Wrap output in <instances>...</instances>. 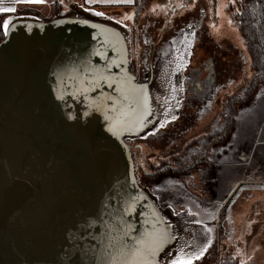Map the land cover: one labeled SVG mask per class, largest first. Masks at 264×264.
I'll use <instances>...</instances> for the list:
<instances>
[{
	"label": "water",
	"instance_id": "water-1",
	"mask_svg": "<svg viewBox=\"0 0 264 264\" xmlns=\"http://www.w3.org/2000/svg\"><path fill=\"white\" fill-rule=\"evenodd\" d=\"M5 20L0 264H173L195 231L142 184L131 142L176 119L189 44L141 79L131 29L97 9Z\"/></svg>",
	"mask_w": 264,
	"mask_h": 264
},
{
	"label": "rangeland",
	"instance_id": "rangeland-1",
	"mask_svg": "<svg viewBox=\"0 0 264 264\" xmlns=\"http://www.w3.org/2000/svg\"><path fill=\"white\" fill-rule=\"evenodd\" d=\"M235 2L236 0H218L217 22L213 18L208 0H196L189 7L171 12L166 7L153 4L147 11L139 14L137 19L133 6L118 9L100 7L97 10L127 26L132 25V22H139L140 29L148 24L155 25L150 30L154 39L160 30H166L163 40L171 41L169 50L173 51L187 42L193 47L192 62L195 65L202 62L206 51L218 64V76L222 84V91L218 93L219 103L212 109L214 114L220 110L223 113L224 104L229 97H236L245 91L253 78L247 48L239 30L232 25L228 12V7ZM51 4L53 5V1ZM53 8L56 9L54 5ZM40 16L46 15L41 13ZM214 53H217L216 57ZM187 118L178 120L181 127L165 129L144 141L131 142L138 158L140 176L141 161L150 172L160 168L164 160H168V163L172 158L178 159L183 156L191 159L195 153L191 151L188 153L187 148L192 141L206 133L204 127L209 117L198 122L195 117ZM233 127L222 147L215 144L211 148L209 154L211 165L198 171L195 177H190V185L188 183L185 185L186 193L190 192V195L180 192L181 197H177L179 208L186 203L190 205L184 215L187 223L195 231L193 239L177 257H191L194 261L198 259L197 254L201 253L200 257L206 253L216 256L223 254L232 256L243 264L250 243L247 237L249 223L252 220L264 221V173L259 174L256 181L246 183L244 175L239 171V167L245 165H238L229 156L241 144L247 142L255 146L258 143L264 144V83L248 103L239 107ZM139 144L142 148L138 147ZM216 147H220L221 150L214 151ZM162 179H166L165 176ZM182 182L172 185H182ZM142 184L149 188L143 182ZM156 196L158 197V194ZM161 205L165 207L162 203ZM207 205H211L212 208H208ZM166 207H169V204ZM257 225V222L253 224L254 229ZM214 260L213 256L199 264H215Z\"/></svg>",
	"mask_w": 264,
	"mask_h": 264
},
{
	"label": "flooded vegetation",
	"instance_id": "flooded-vegetation-1",
	"mask_svg": "<svg viewBox=\"0 0 264 264\" xmlns=\"http://www.w3.org/2000/svg\"><path fill=\"white\" fill-rule=\"evenodd\" d=\"M170 23L171 21L169 22V24ZM169 24L168 26H170ZM128 26H130L131 28L132 60L134 68L141 79L145 77V75L150 71L151 68L158 67L159 65L164 66L167 60L185 45L183 44L175 50L170 51L169 49L171 41L163 40V36L166 30H160L157 34V38L154 39L153 35L150 33V30L153 29L155 25L148 24L142 29H140L139 22H132V25ZM192 49L193 47L190 46L184 49L188 57L186 62L184 63V65H186L184 71V74L186 76V80L184 82V100L181 103V107L179 109L176 119L171 122L165 129H172L173 127L175 128L177 126L181 127V125H178L180 123L178 121L180 118L188 117L187 119H192V117H195L198 122V120L204 121V118L206 119V117H209V120L206 123V126L204 127V129H206V133H204V135L202 136H199L205 137L213 131L218 132V130L221 129L222 111L220 110L219 113L215 112L213 114L212 109L214 105L217 106V104L219 103L218 93L222 91V84L218 76V64L213 61V59L208 55L206 51H204L202 62L200 64L195 65L192 62ZM214 56L216 57L217 53H214ZM144 140L146 139L137 141ZM209 140L210 145L207 147V150L205 151L204 156L202 157V159L206 162L203 163L202 167L195 170L192 174L179 173L178 168L174 166V162L180 160L179 158H172V160L168 163V160H164L160 168H157L155 169V171L150 172L145 168L144 162L141 161L142 182L146 186H148L151 191L154 192V194H158L160 202L165 205V207L169 204V206L174 208L177 213H184L188 210L187 208H190V205L187 203L180 205L181 208H179L177 197H181L179 195L180 192L190 195V192L186 193L187 190L185 189V185L187 186V183L190 185V177L194 176L201 169L211 165V162L209 160V154L213 145L216 144L221 147L223 146L221 140L217 136H215V138L211 137L208 139V141ZM138 147L142 148V145L139 144ZM187 149L189 153V148ZM218 150H221V148L216 147L214 151ZM231 155L232 154L230 153L229 156ZM186 160H189V158L183 156V162H185ZM169 168H171L173 171H167V169ZM163 176H165L166 179H162ZM171 177H173L174 179ZM178 182H182V185H172L177 184ZM197 185L199 186L198 183ZM198 194H200V192ZM215 206L216 204H214L213 207ZM207 207L212 208L211 205H207ZM213 256L215 257V264H223V261L228 257V255L225 256L223 254L216 256L206 253L200 258L192 261V264H199L202 260L205 261L206 259H210Z\"/></svg>",
	"mask_w": 264,
	"mask_h": 264
},
{
	"label": "trees",
	"instance_id": "trees-1",
	"mask_svg": "<svg viewBox=\"0 0 264 264\" xmlns=\"http://www.w3.org/2000/svg\"><path fill=\"white\" fill-rule=\"evenodd\" d=\"M56 7L52 16L62 11L64 7L59 0H51ZM196 0H135L133 7H135L136 19L139 14L147 11L151 5L157 4L166 7L170 12L185 7H189L195 3ZM218 0H208L211 8L213 18L216 19V7ZM232 25L235 26L244 41L250 58V70L253 73L252 80L248 83L245 91L239 93L236 97H229L224 104L221 129L218 132L213 131L205 137H198L192 141L189 146V151L192 154L191 159L183 162V157L174 162L179 170V173L192 174L195 170L202 167L206 161L202 159L207 147L210 145L209 138L217 136L224 145L234 126V120L238 114L240 106L248 103L256 94L258 88L264 83V0H236L235 3L228 7ZM32 13H25L23 15ZM51 16V17H52ZM49 17V18H51ZM6 17H0V40L4 36L2 23ZM200 144V145H199ZM199 151V153H197ZM202 159V160H201ZM172 170L171 168L167 169ZM173 171V170H172ZM223 264H241L236 258L228 256Z\"/></svg>",
	"mask_w": 264,
	"mask_h": 264
},
{
	"label": "crops",
	"instance_id": "crops-1",
	"mask_svg": "<svg viewBox=\"0 0 264 264\" xmlns=\"http://www.w3.org/2000/svg\"><path fill=\"white\" fill-rule=\"evenodd\" d=\"M63 7L71 3H77L87 8L98 9L120 7L130 8L134 5L135 0H120L118 3H108L105 0H59ZM0 6L14 8V12L0 13V17H9L12 15H23L32 13L34 16L41 18H49L54 13L53 5L50 0H43L42 3H26L14 2V0H2ZM45 13V17L40 14ZM30 15V14H26ZM238 115V114H237ZM237 117V116H236ZM236 119V118H235ZM235 121V120H234ZM234 128V127H233ZM231 159L235 160L239 167V171L244 175L246 183L256 181L259 174L264 173V144L258 143L256 146L247 142L239 145V147L231 153ZM257 222V227L254 229L253 224ZM247 237L250 240L249 247L245 253L243 264H264V221L259 222L252 220L248 227ZM251 230H255L251 232ZM252 233V234H251Z\"/></svg>",
	"mask_w": 264,
	"mask_h": 264
},
{
	"label": "snow or ice",
	"instance_id": "snow-or-ice-1",
	"mask_svg": "<svg viewBox=\"0 0 264 264\" xmlns=\"http://www.w3.org/2000/svg\"><path fill=\"white\" fill-rule=\"evenodd\" d=\"M14 2H26V3H42L43 0H14ZM105 2L108 3H118L120 2V0H105ZM0 3H2V0H0ZM15 9L11 8V7H3L0 6V13H4V12H14ZM97 15H100V13H97ZM10 24L11 21L10 20H5L2 27L4 30V35H8L9 31H10ZM161 127H163V125H161ZM206 250V249H205ZM204 251V250H202ZM202 254V253H201ZM201 254H197L196 258H199ZM173 264H192V258L191 257H177L176 260L173 261Z\"/></svg>",
	"mask_w": 264,
	"mask_h": 264
}]
</instances>
